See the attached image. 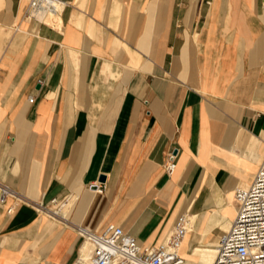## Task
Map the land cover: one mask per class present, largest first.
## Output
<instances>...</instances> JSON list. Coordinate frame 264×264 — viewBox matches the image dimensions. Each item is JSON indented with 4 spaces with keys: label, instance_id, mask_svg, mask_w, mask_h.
<instances>
[{
    "label": "crops",
    "instance_id": "crops-1",
    "mask_svg": "<svg viewBox=\"0 0 264 264\" xmlns=\"http://www.w3.org/2000/svg\"><path fill=\"white\" fill-rule=\"evenodd\" d=\"M60 1L0 0V183L68 198L65 220L0 204V264H86L75 226L154 244L182 214L204 264L264 157V0Z\"/></svg>",
    "mask_w": 264,
    "mask_h": 264
},
{
    "label": "built area",
    "instance_id": "built-area-1",
    "mask_svg": "<svg viewBox=\"0 0 264 264\" xmlns=\"http://www.w3.org/2000/svg\"><path fill=\"white\" fill-rule=\"evenodd\" d=\"M60 0H29L26 17L44 19ZM34 101L33 96L28 97ZM165 165L171 174L175 169L173 155ZM101 193V182L90 186ZM237 201L235 216L229 229L221 233L216 244V254L211 264H264V157L253 179L246 186L233 191ZM7 198L14 200L6 210L11 213L15 205L26 204L37 213L50 219L65 220L63 209L68 198H53L48 204L32 203L9 186L0 183V204ZM188 217L180 215L172 231L159 243L141 244L135 237L114 223L106 224L100 231H88L75 226L83 242L89 246L86 258L79 259L86 264H185L181 255L182 242L188 233Z\"/></svg>",
    "mask_w": 264,
    "mask_h": 264
},
{
    "label": "rangeland",
    "instance_id": "rangeland-1",
    "mask_svg": "<svg viewBox=\"0 0 264 264\" xmlns=\"http://www.w3.org/2000/svg\"><path fill=\"white\" fill-rule=\"evenodd\" d=\"M29 19H34V18H29ZM35 20H37V19H35ZM41 21V20H40ZM44 21H45V19H44ZM232 193V197H233V200H234V194H233V192H231ZM234 206H236L237 207V205H234ZM235 207V208H236ZM222 233V231L220 232V234ZM219 234V235H220ZM219 235L217 236V238H215V239H213V240H211V241H214V240H218V237H219ZM216 244L217 243H214L213 245H206V246H212V248H213V252H205V251H202V246L203 245H200V246H197L196 248H197V251H199V256H200V262L201 263H204V264H211L212 262H213V260H214V256H215V252H214V249H215V251H216ZM206 253H207V255H206ZM186 264H192V263H190V262H186ZM193 264H196L195 262H193Z\"/></svg>",
    "mask_w": 264,
    "mask_h": 264
},
{
    "label": "bare ground",
    "instance_id": "bare-ground-1",
    "mask_svg": "<svg viewBox=\"0 0 264 264\" xmlns=\"http://www.w3.org/2000/svg\"><path fill=\"white\" fill-rule=\"evenodd\" d=\"M62 3L61 2H58V3H56L55 4V10L57 9V8H60V7H62ZM55 10H50L49 11V13L47 14V16L50 14V13H52L53 11H55ZM47 16H46V18H47ZM246 186V185H245ZM235 198V197H234ZM236 200V199H235ZM188 228V227H187ZM229 229V228H228ZM227 231V230H226ZM225 232V231H224ZM84 249L87 251V252H89V248L87 247V244L85 243V245H84ZM202 251H205V252H213V248H212V246H206V245H203L202 246ZM214 252H215V249H214ZM207 253H206V255H207ZM208 253V254H209ZM84 257L86 258L87 257V253H85V255H84ZM185 264H186V262H185Z\"/></svg>",
    "mask_w": 264,
    "mask_h": 264
},
{
    "label": "water",
    "instance_id": "water-1",
    "mask_svg": "<svg viewBox=\"0 0 264 264\" xmlns=\"http://www.w3.org/2000/svg\"><path fill=\"white\" fill-rule=\"evenodd\" d=\"M98 180H99V182H103L104 181V175H100L99 178H98Z\"/></svg>",
    "mask_w": 264,
    "mask_h": 264
}]
</instances>
